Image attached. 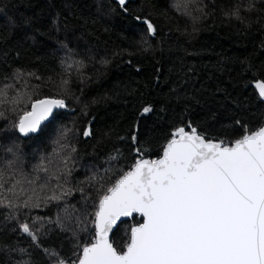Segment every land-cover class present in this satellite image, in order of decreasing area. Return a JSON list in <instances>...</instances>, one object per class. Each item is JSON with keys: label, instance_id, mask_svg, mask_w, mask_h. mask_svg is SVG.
<instances>
[{"label": "trees", "instance_id": "obj_1", "mask_svg": "<svg viewBox=\"0 0 264 264\" xmlns=\"http://www.w3.org/2000/svg\"><path fill=\"white\" fill-rule=\"evenodd\" d=\"M252 2L255 8L244 11L249 0H134L124 12L109 0H0V92L10 101L27 80L32 100L64 98L68 104L26 138L14 125L30 109L28 97L18 105L0 104V169L33 174L44 164L54 172L63 168L61 157L71 155L65 186L84 189L22 209L19 220L55 221L66 206L78 214L92 212L99 192L87 177L97 174L110 185L135 163L137 148L145 158H158L175 128L191 123L209 138L232 141L245 125L260 127L264 105L251 84L264 80V0ZM236 5L243 21L226 15ZM145 18L156 26L155 36L148 34ZM17 70L25 75L16 76ZM145 106L152 110L141 114ZM87 127L92 136L83 135ZM8 215L9 209L0 208V264H53L44 249L75 258L70 231L48 224L36 247L13 230L17 221ZM139 220L119 224L110 238L115 247L124 249L127 229ZM79 238L87 242L90 235L80 232Z\"/></svg>", "mask_w": 264, "mask_h": 264}, {"label": "snow or ice", "instance_id": "obj_2", "mask_svg": "<svg viewBox=\"0 0 264 264\" xmlns=\"http://www.w3.org/2000/svg\"><path fill=\"white\" fill-rule=\"evenodd\" d=\"M116 2L128 11L129 0ZM254 8L255 3L249 0L243 10ZM241 11L236 5L226 15L243 21ZM142 22L148 34L155 36L157 29L151 19ZM24 75L17 70L16 76ZM61 83L66 86L68 81ZM11 87L5 85L6 89ZM27 88L25 80L24 90H18L10 101L6 92H0V104L18 105L28 97L30 110H25L14 125L25 136L55 119V110L68 107L64 98L32 100ZM255 88L264 100V80H257ZM151 110L145 106L141 114ZM67 131L62 133L65 138ZM83 135L92 136V128H85ZM132 141L137 142L136 135ZM75 151L71 147V152ZM136 152L135 163L128 170H120L110 185L105 186L107 182L102 183L97 174L87 177L99 192L90 213L78 214L75 206H66L65 215H58L55 221L44 217L20 221L17 215L22 209L60 202L76 190L84 191L65 186L72 174L71 155L61 157L63 168L54 172L44 164L36 166L33 174L19 170L6 174L0 169V208L9 209L6 219L17 221L13 230L25 234L36 247H40V236L48 224L54 223L62 232L70 231L75 258L64 259L55 250L44 249L55 258L53 264H264V125L254 130L245 125L243 135L227 141L209 138L189 123L174 129L160 157L145 158L142 147ZM13 164L9 161L8 168ZM46 191L51 194L42 196ZM137 216L141 219L127 229V243L119 250L109 234L124 218L135 220ZM85 231L90 239L81 242L79 233ZM10 250L30 255L28 249ZM17 264L30 262L21 259Z\"/></svg>", "mask_w": 264, "mask_h": 264}, {"label": "water", "instance_id": "obj_3", "mask_svg": "<svg viewBox=\"0 0 264 264\" xmlns=\"http://www.w3.org/2000/svg\"><path fill=\"white\" fill-rule=\"evenodd\" d=\"M109 1H111V2L115 3L116 5H118V3L116 2V0H109ZM129 2H134V0H129ZM255 83H256V82L252 83V84H251V87H252L253 91L256 93V95L258 96V91H257V89L255 88ZM258 97H259V96H258ZM260 101H261V102L263 103V105H264V100L260 99ZM29 110H30V109H29ZM55 111H66V109H57V110H55ZM47 122H48V121H45L43 124H45V123H47ZM43 124H42V125H43ZM42 125H41V126H42ZM262 125H264V120H263ZM262 125H261V126H262ZM39 130H40V129H39ZM39 130H38L37 132H35V133H29L27 136H25V135L19 133L18 130H17V133L19 134L20 137H22V138H26V137H29V136L36 135V134L39 132ZM162 151H163V149H162ZM162 151H161V153H160V156L162 155ZM160 156H159V157H160ZM137 218H140V219H141V217H139V216H137ZM129 220H131V219H130V218H124V222H125V221H129ZM114 230H115V229H114ZM112 233H113V232H112ZM112 233L109 234V238H111Z\"/></svg>", "mask_w": 264, "mask_h": 264}]
</instances>
